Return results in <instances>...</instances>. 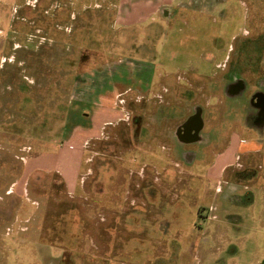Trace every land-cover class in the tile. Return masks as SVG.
Returning <instances> with one entry per match:
<instances>
[{"label": "rangeland", "instance_id": "1", "mask_svg": "<svg viewBox=\"0 0 264 264\" xmlns=\"http://www.w3.org/2000/svg\"><path fill=\"white\" fill-rule=\"evenodd\" d=\"M221 6L0 0V264H264L262 180L209 169L264 142V1Z\"/></svg>", "mask_w": 264, "mask_h": 264}, {"label": "crops", "instance_id": "2", "mask_svg": "<svg viewBox=\"0 0 264 264\" xmlns=\"http://www.w3.org/2000/svg\"><path fill=\"white\" fill-rule=\"evenodd\" d=\"M176 2V5L178 8H181L183 12H188V14L199 11L202 14L208 13L210 17H212V20L215 21L217 14H221L223 17V13L226 12L225 18L228 17V15L231 13L228 8H222V3H228L231 0H174ZM243 2L248 4V1H250L253 6L256 9H261L262 2L264 0H242ZM229 13V14H228ZM230 16V15H229ZM211 60V58L209 59ZM228 139L224 140L226 141L227 145H223L221 150L218 151L215 155V159H217L216 162L212 161V166H210V173L214 175L215 179L218 177H222L224 175H228L229 171H234L238 168L236 165L237 160L241 159L240 155L237 153L240 152L242 155H244V159L247 160L246 169H242V172L249 177L248 181L244 186L238 185L236 188H232L233 191L230 193V197L232 198V201L228 202L229 204H233L232 202H239L240 204H243L245 206H252L256 202V193L254 191V184L259 183L260 181V189L264 190V142L259 143L251 138L245 139L240 145L237 151H233V144L231 140ZM224 147V148H223ZM253 160H257L256 164H251ZM234 164L236 166H234ZM224 166V167H223ZM65 167V165L63 166ZM64 174L69 175V178L72 175H75V169H61ZM73 178V177H72ZM235 183V182H234ZM243 189L241 193H237L240 189ZM215 208V206H214ZM215 216V215H214ZM250 218V217H248ZM255 220L262 223V229L264 230V213L257 215V218L255 217ZM219 223H225V225L229 224L230 226L240 228H247L249 224L247 223V218L243 215L237 218H230L229 215H226L224 219L218 220ZM222 226L219 224L216 226L217 232L216 236L217 238H226V230L221 229ZM245 231V230H244ZM253 231V230H250ZM235 251V252H234ZM233 253H236L238 251L237 247H234ZM217 264V263H212Z\"/></svg>", "mask_w": 264, "mask_h": 264}]
</instances>
